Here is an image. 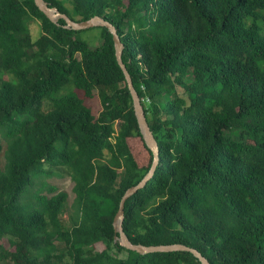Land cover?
I'll return each instance as SVG.
<instances>
[{
  "label": "trees",
  "instance_id": "obj_1",
  "mask_svg": "<svg viewBox=\"0 0 264 264\" xmlns=\"http://www.w3.org/2000/svg\"><path fill=\"white\" fill-rule=\"evenodd\" d=\"M44 1L76 22L111 23L143 99L160 160L125 202L129 241L185 245L210 264H264V0ZM64 24L33 0H0V264H200L114 241L120 200L152 154L110 32L96 27L92 46ZM53 175L73 182L67 223L68 195L55 187L48 197L42 183L21 203L36 177Z\"/></svg>",
  "mask_w": 264,
  "mask_h": 264
},
{
  "label": "water",
  "instance_id": "obj_2",
  "mask_svg": "<svg viewBox=\"0 0 264 264\" xmlns=\"http://www.w3.org/2000/svg\"><path fill=\"white\" fill-rule=\"evenodd\" d=\"M33 1L36 7L39 9V11L42 12L50 22L56 23L59 19H62L65 23L63 26L64 29L73 30V31H83L96 27H105L112 35L115 58L118 66L120 67L124 75L127 88L131 96L133 112L137 121L140 135L142 137L145 146L150 150L152 154L151 167L146 173V175L141 179V181L137 185L128 188L120 200L118 210L112 222L114 232L118 234V236L114 238V241L118 242L119 245L124 249L136 252L140 255H147L151 253L188 252L192 254L193 257H195L200 262V264H210L208 260L204 256H202L201 253H199L194 248L187 247L185 245L170 244V245H159V246H143V245H134L129 241L122 227L124 221L125 202L131 196L135 195L139 190L143 189L146 186L149 180L153 177L155 173V169L160 159H159L158 144L147 124L144 109L142 107L140 98L132 85V80L126 70V67L121 60L124 46L120 40V37L118 36L116 28L111 23H109L108 21L104 20L99 16H94L91 19L85 21L76 22L71 20L65 14H62L57 8L50 7L44 0H33Z\"/></svg>",
  "mask_w": 264,
  "mask_h": 264
},
{
  "label": "rangeland",
  "instance_id": "obj_3",
  "mask_svg": "<svg viewBox=\"0 0 264 264\" xmlns=\"http://www.w3.org/2000/svg\"><path fill=\"white\" fill-rule=\"evenodd\" d=\"M30 29H31L32 37L37 38L38 32H39V26H38V23L36 21H32L30 23ZM263 35H264V32H263ZM80 37H81V39L87 41L89 44H91L93 46V45H96L98 42L99 31L96 30L95 28L88 29V30L83 31ZM178 91L181 93L180 89H178ZM87 105L92 109V111L94 113L101 110V104H100L97 97H94L92 100L87 101ZM43 109H44V111H47L49 109V106L47 103H45L43 105ZM2 147L4 149V143H2ZM4 162H5V160H4L3 150H1L0 151V170L3 169ZM54 172H55V170H54ZM42 183L46 184V187L43 188V190L41 192L43 195H46L48 197L53 195V193H49L48 186L57 188L59 192L63 191V192L67 193V195H68L67 204H66V207L64 209L63 216H62V221L67 223L69 220V217L72 216L74 213V209L72 207L73 199H74V193L72 192L73 182L71 181V179L68 176L53 175L50 177H42V176L36 177L34 179V187H32L31 189L29 188V186L27 187V190L30 189L29 195L27 197L23 198L21 200V203L25 204V202H28L30 193L37 191L40 188H42ZM65 263L69 264V260L67 257L65 258Z\"/></svg>",
  "mask_w": 264,
  "mask_h": 264
},
{
  "label": "built area",
  "instance_id": "obj_4",
  "mask_svg": "<svg viewBox=\"0 0 264 264\" xmlns=\"http://www.w3.org/2000/svg\"><path fill=\"white\" fill-rule=\"evenodd\" d=\"M143 99H141V101H142Z\"/></svg>",
  "mask_w": 264,
  "mask_h": 264
},
{
  "label": "clouds",
  "instance_id": "obj_5",
  "mask_svg": "<svg viewBox=\"0 0 264 264\" xmlns=\"http://www.w3.org/2000/svg\"><path fill=\"white\" fill-rule=\"evenodd\" d=\"M140 101H141V99H140Z\"/></svg>",
  "mask_w": 264,
  "mask_h": 264
}]
</instances>
